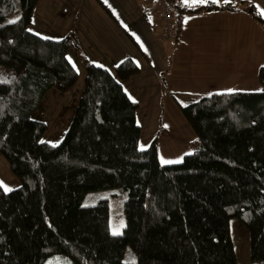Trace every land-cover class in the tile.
<instances>
[{"label":"trees","instance_id":"obj_1","mask_svg":"<svg viewBox=\"0 0 264 264\" xmlns=\"http://www.w3.org/2000/svg\"><path fill=\"white\" fill-rule=\"evenodd\" d=\"M39 1L0 0V76L8 81L0 83V154L21 182L0 187V264H241L233 218L249 231V264H264V67L259 91L172 93L195 147L182 162L162 164L166 116L141 148L140 103L123 85L141 65L131 56L113 68L90 62L75 30L61 39L34 33ZM166 2L177 42L184 17L207 11L245 13L264 27L250 0ZM145 5L147 20L156 6L163 14L159 0ZM72 48L87 75L61 142L52 144L39 112L53 88L76 86ZM122 193L125 226L113 235L109 201Z\"/></svg>","mask_w":264,"mask_h":264},{"label":"crops","instance_id":"obj_2","mask_svg":"<svg viewBox=\"0 0 264 264\" xmlns=\"http://www.w3.org/2000/svg\"><path fill=\"white\" fill-rule=\"evenodd\" d=\"M62 1L64 0H40L38 2L34 13L38 12L41 22V24L37 23L38 32L41 33L39 35L44 36V32H56L51 25L55 19V2ZM66 1L68 3L73 1V6L77 10L74 13V22L62 29L58 35L65 37L70 31L75 30L82 49L97 47L102 42V35L107 29L116 28L122 33H129L134 26L132 23L125 24L124 20H141L142 16L146 19L143 11L150 8L142 0H128L121 6H126L130 13L123 16L118 10L116 12L109 3L102 0H86L85 6L83 5L85 0ZM250 1H253L260 11L264 10V0ZM95 3L105 7L109 15L112 13L108 21L112 23L113 20L118 27L114 23L106 25L102 16L94 15ZM131 16L134 18L129 19ZM66 23L63 22V25ZM32 25H36L34 20ZM152 30L154 28L147 25L146 31L139 33L136 40L137 46L122 42L123 36L110 30L115 35L112 36L113 40L121 41L123 46L118 50L104 51L101 58L99 52L97 56L100 61H95V63L113 68L123 57L131 56L141 65L139 57H146L144 55L145 46L154 42ZM168 36L169 34L166 35ZM44 37L49 38L50 36ZM160 38L159 34V41ZM158 46L161 47L163 55H159L155 62L158 65L162 63L166 73L163 80L167 87L166 96L160 108L168 106L173 110L176 104L171 98L172 93L197 96L229 89L233 91L262 89L259 82V71L261 67H264V27L245 13L216 10L186 15L179 42L173 37L164 43L160 41ZM152 68L155 69L153 66ZM150 69V66L144 65L142 73L143 70L144 74L149 73ZM172 153L175 154L174 151Z\"/></svg>","mask_w":264,"mask_h":264},{"label":"rangeland","instance_id":"obj_3","mask_svg":"<svg viewBox=\"0 0 264 264\" xmlns=\"http://www.w3.org/2000/svg\"><path fill=\"white\" fill-rule=\"evenodd\" d=\"M102 1L105 2V0ZM127 1L128 0H107V2L105 3H109L116 12L118 10L124 16L125 14L130 13L126 6H121L122 3H125ZM142 1L144 3L145 0ZM85 4L86 0L83 1L84 6ZM93 9L94 15L102 16L106 25L114 23L113 20L112 23L108 21V17L111 18L112 13L111 15H109L105 7L95 3V7ZM76 10L77 8L73 6V1L69 3L66 0L62 2H55V19L53 20L51 25L52 27H54L53 30L58 33L44 32V36H50L49 38L53 39H61L63 35L61 37L58 34L62 32V29L68 27L70 24H72V22H74V13ZM160 10L161 7L156 6L155 13L149 16V20H147V18L145 19L143 16L141 20L137 18V20L135 21L124 20L125 24L132 23L134 26V28H132L129 33L123 32V34L120 29L118 30L116 28L107 29L106 33L102 35V42L97 47H90L91 49L84 48L82 49V51L90 62L100 61L98 59L99 57L97 56L99 52L101 58L104 51L118 50L123 46L121 41L113 40L112 36H115L114 32L118 35L123 36V38L121 39L122 42L137 46L138 43L136 40L139 36V33H143L144 31H146L147 25H149L151 28H154V30H152V33L154 34V36H152V39L154 42L145 46L144 55L146 57H139L142 69H144V65H146V67L150 66L151 69L149 70V73L146 72V74H144L143 70L142 74L134 76L130 80L123 82V85L130 97L134 100H138L140 103V109L138 111V123L141 126L142 130L140 147H148L154 137L159 134L160 124L158 120L161 116L160 113L162 111L166 116V121H162L161 126H165V123L167 126L169 125V127L166 128L169 129L170 134L168 137L160 138L161 142L159 149L161 152L162 150L167 152L166 154H163L166 160L177 161L181 157H183L184 153L191 150L193 144L195 147V135L194 131L185 121V118L182 116L176 106L173 107L174 111L171 110L168 106L162 107V109L160 110L161 102L164 100V96H166L165 90L163 92V76L166 73L163 70L162 63L158 65L155 62L159 55H163V51L158 45L160 44V41L164 43L165 41L172 39L174 37L175 30V24L172 29H168L169 27H167V20L165 19V15H160ZM138 12L139 10L137 9V13ZM144 12L145 11H143V13ZM15 18L16 15L12 14L9 17V20H14ZM133 18L134 17L131 16L129 19ZM113 19H115V17ZM33 20L36 25H32L31 30L36 34H41L37 29V23L41 24L37 11L33 13ZM63 22L67 23L63 25ZM110 30L114 32H111ZM166 33L169 34L168 37H166ZM159 34L161 36L160 41L158 39ZM68 57L79 72V80L76 86L71 92L68 93H64L53 88L50 95L46 99L42 110L39 112V117L42 118L48 125V129L44 134L43 139L52 144H58L59 142H61L65 130L69 125V122L82 95V89L84 87V82L87 75V68L81 58V52L79 50L77 51L74 48L70 49V51L68 52ZM127 57L129 56L123 57V59L118 61L116 65L122 62ZM151 62L152 66L155 69L152 68ZM179 145H182V147L184 146L182 151H180ZM172 147H175L174 151L177 152V154H170L173 152ZM0 181H3L4 185L11 189L18 187L21 184L19 178L12 172L7 160L2 156V154H0ZM124 200V193L110 198V230L112 232L118 231L119 233H121L123 231V227L125 226ZM231 227L232 238L234 241L238 260L241 264H249L251 261L249 231L238 218H233L231 220ZM55 264L74 263L71 261H67L64 263Z\"/></svg>","mask_w":264,"mask_h":264},{"label":"snow or ice","instance_id":"obj_4","mask_svg":"<svg viewBox=\"0 0 264 264\" xmlns=\"http://www.w3.org/2000/svg\"><path fill=\"white\" fill-rule=\"evenodd\" d=\"M105 2H107V0H105ZM213 3V4H216V3H219L220 0H184V3L185 4H193V5H196V4H206V3ZM225 3H229L230 0H224ZM261 15H264V10H261L260 13ZM19 19V18H17ZM16 21H10L9 23H15ZM45 39H48V37H45ZM7 79L3 76H0V83H7ZM229 92H232L233 90L232 89H229L228 90ZM165 127H167V125H165ZM43 143V141H42ZM143 150V149H142ZM162 159V164H169V163H179V162H182V159L183 157H181L179 160L177 161H170V160H166V159ZM0 187H2L6 192H9V191H12L11 188H8L6 185H4L3 181H0ZM120 233L118 231H114L113 232V235H119Z\"/></svg>","mask_w":264,"mask_h":264},{"label":"built area","instance_id":"obj_5","mask_svg":"<svg viewBox=\"0 0 264 264\" xmlns=\"http://www.w3.org/2000/svg\"><path fill=\"white\" fill-rule=\"evenodd\" d=\"M159 2L163 5V14L165 15V19L167 20V27H169L168 29L170 30L172 29L174 23V13L172 7L166 2V0H159ZM145 3L150 5V3H153V0H145L144 4ZM166 35H168V33H166Z\"/></svg>","mask_w":264,"mask_h":264}]
</instances>
